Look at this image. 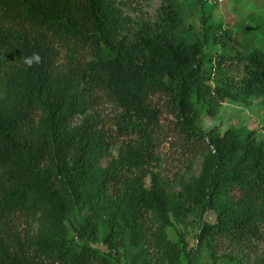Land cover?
<instances>
[{
	"label": "trees",
	"instance_id": "trees-1",
	"mask_svg": "<svg viewBox=\"0 0 264 264\" xmlns=\"http://www.w3.org/2000/svg\"><path fill=\"white\" fill-rule=\"evenodd\" d=\"M127 1L0 0V264H153L155 255L181 264L182 253L200 264L203 250L212 264H264V254L250 260L264 243V140L202 122L226 99L264 97V48L228 30L212 34L203 5V38L180 37L179 0H162L156 26L124 33ZM211 41L220 45L208 52ZM65 48L70 59L60 64ZM33 54L41 62L28 67ZM94 94L118 103L124 128L137 133L117 156L88 113ZM157 94L204 157L180 189L157 169ZM207 212L215 221L202 218L188 248L180 224ZM101 235L106 252L91 245Z\"/></svg>",
	"mask_w": 264,
	"mask_h": 264
},
{
	"label": "rangeland",
	"instance_id": "rangeland-1",
	"mask_svg": "<svg viewBox=\"0 0 264 264\" xmlns=\"http://www.w3.org/2000/svg\"><path fill=\"white\" fill-rule=\"evenodd\" d=\"M161 4L162 0H128L123 7L125 15L129 18L124 33L136 31L139 23H147L151 27L156 26L160 21ZM202 5L209 18L208 25L211 26L212 34L221 33L223 29L228 30L237 38L249 41L256 47L264 48V0H223L214 5L202 4L198 0H179V8L182 11L186 27L177 29L175 32L177 35L188 40L203 38ZM217 45L211 41L206 49L208 52H213L219 48L220 43ZM79 57H81L80 60L85 58L84 55ZM69 59L70 55L65 48L58 61L60 64H67ZM94 96L92 108L88 110V113H95L100 118L101 126L116 142L111 152L117 156L120 146L136 140L137 133L124 128L121 123L123 109L118 103L105 94L100 96L94 94ZM152 105L159 111L158 122L152 128L154 143L152 148L157 156V169L164 179L169 180L180 189L179 181L181 179L191 180L199 176L204 157L200 153L194 155L187 143L184 142L182 132L178 128L177 113L169 99L164 95H154ZM77 121L79 122L80 118ZM202 122L205 130L217 127L219 132L223 133L229 127L235 126L245 133L254 130L257 138L264 140V97H253L247 101L226 99L220 105L216 116H207L203 111ZM120 123L122 126L119 125ZM110 160L111 156L108 154L102 157V163L106 166ZM202 218L210 222L216 219L212 212L205 213L203 217L198 213L187 217L184 223L179 226L188 248H195L198 244L196 235L200 229ZM34 229L36 231L37 224L34 225ZM169 232L170 237L179 246H182L178 233L173 228H170ZM71 236L77 239L73 230ZM91 245L102 251H108L107 246L102 242V235L98 240L92 241ZM263 254L264 243L262 242L258 249L251 253L250 260L256 262ZM128 262V260H122L121 264H129ZM186 262V257L182 253L181 264H186ZM153 264L170 263L162 262L155 255ZM200 264H212L205 250H203V261Z\"/></svg>",
	"mask_w": 264,
	"mask_h": 264
},
{
	"label": "clouds",
	"instance_id": "clouds-1",
	"mask_svg": "<svg viewBox=\"0 0 264 264\" xmlns=\"http://www.w3.org/2000/svg\"><path fill=\"white\" fill-rule=\"evenodd\" d=\"M41 62V57L39 54H33L31 57H28L24 60V63L28 66L31 67L34 64H38Z\"/></svg>",
	"mask_w": 264,
	"mask_h": 264
},
{
	"label": "built area",
	"instance_id": "built-area-1",
	"mask_svg": "<svg viewBox=\"0 0 264 264\" xmlns=\"http://www.w3.org/2000/svg\"><path fill=\"white\" fill-rule=\"evenodd\" d=\"M204 3L214 5L216 3L222 2L223 0H202Z\"/></svg>",
	"mask_w": 264,
	"mask_h": 264
}]
</instances>
